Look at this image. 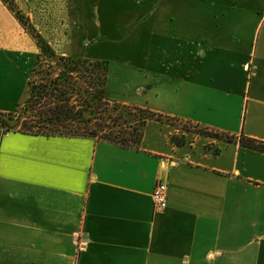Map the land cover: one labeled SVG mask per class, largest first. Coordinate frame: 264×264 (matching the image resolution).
Returning a JSON list of instances; mask_svg holds the SVG:
<instances>
[{
    "label": "crops",
    "instance_id": "0c3cea01",
    "mask_svg": "<svg viewBox=\"0 0 264 264\" xmlns=\"http://www.w3.org/2000/svg\"><path fill=\"white\" fill-rule=\"evenodd\" d=\"M56 2L52 49L108 62L107 96L161 118L131 148L0 132V264H264V153L240 144L264 142V0ZM27 39L0 0V113L27 96Z\"/></svg>",
    "mask_w": 264,
    "mask_h": 264
},
{
    "label": "rangeland",
    "instance_id": "374dc122",
    "mask_svg": "<svg viewBox=\"0 0 264 264\" xmlns=\"http://www.w3.org/2000/svg\"><path fill=\"white\" fill-rule=\"evenodd\" d=\"M4 4L8 7V9L14 14L16 17V14L13 10L21 12V14L28 20V25H23L20 20L18 22L20 23V31L24 32V35L28 37L27 40H23L24 42H33L34 44V51H35V65L33 73L30 75V79L27 85L28 93L26 98L24 99L22 105L19 107V111L21 114V120H25L28 118L29 120L32 119L34 113V109H30L27 106H25L26 101L31 95V86H39V85H51L53 81H55L57 84L56 87H62L64 88L65 81L62 77L64 66L62 63L56 58L51 59L49 57H46L42 54L40 49V43L38 41V37H34L32 35L31 29H33L34 34H37L38 36L42 37L46 43L48 41L46 38H44L43 34L41 33L43 29V25H47L45 23L46 17L49 13L51 15H56L58 11H55V6L58 5V2L52 0L49 2L48 0H2ZM13 10H12V9ZM29 13H33L32 18ZM35 21V22H33ZM56 22V20H55ZM27 23V22H26ZM25 23V24H26ZM30 25V26H29ZM44 31V29H43ZM27 33V34H26ZM58 57H61L60 53H56ZM76 57V56H73ZM40 58V59H39ZM85 58V57H82ZM95 61V60H93ZM93 77V87L91 88V85H88L83 82L84 79H82V74H72L71 75V86L69 89V106L68 109H71V120L68 121V127L69 129H66L65 132L69 134H92L94 133L97 135V137L105 138L109 136L111 133H115V135H119L122 139L128 141V139H134L131 136L135 133V131H141L143 130V122L145 120L146 114L143 112H138L136 108H125L122 104L115 102L112 100L111 104L109 105V108L106 105H102L101 109L99 111H102L100 113L92 114L91 110L85 111V102H84V90L89 91V93H94L96 89H98V79ZM61 82V83H59ZM54 86V85H53ZM48 99H45L43 103H37L35 102L34 105H37V108L40 106H43L44 104H47ZM41 104V105H40ZM53 107L56 106V104L52 105ZM33 107V106H32ZM40 113V112H39ZM81 113H84L85 118L91 117L92 123L90 125H86L82 119H81ZM9 114L10 113H0V132H7L12 131L13 128H10L8 124L13 125L18 118V115L13 117V120L9 121ZM12 114H16V111L12 112ZM97 119V120H96ZM1 121H5V123H1ZM173 122V121H169ZM183 124V123H182ZM178 125V126H184V125ZM132 146L136 147L137 143H132Z\"/></svg>",
    "mask_w": 264,
    "mask_h": 264
},
{
    "label": "trees",
    "instance_id": "16d2710c",
    "mask_svg": "<svg viewBox=\"0 0 264 264\" xmlns=\"http://www.w3.org/2000/svg\"><path fill=\"white\" fill-rule=\"evenodd\" d=\"M12 9V8H11ZM13 10V9H12ZM16 14V17L23 25H28V20L21 14V12L13 10ZM27 22V23H26ZM26 23V24H25ZM30 26V25H29ZM32 35L38 37V41L40 43V49L43 55L49 57L51 59H58L62 65L64 66V71L62 77L64 78L66 84L62 87H56L58 83L55 81L52 82L51 85H39L37 87L31 86V95L25 103L30 109H34V113L32 119L26 118L25 120H21L20 111L17 110L16 114H9V121L13 120V117L18 115L17 121L10 126L13 128L12 131H19L26 134L32 135H42V136H89L93 138H98L99 140L108 141L111 143H115L121 145L126 148L134 147L132 143H137V146L140 144L142 139L143 130L141 133L139 131H135V133L131 136L134 139H128V141L119 137L120 134L115 135V133H111L109 136L105 138L97 137L94 133L92 134H69L65 132L68 127V121L71 120V109H68L69 102V89L71 86V75L78 73L82 74V79L84 83L91 85V88H94L93 85V77L98 79V89L93 91L94 93H89V91L84 90V102H85V111L91 110L92 114L100 113L102 105H106L109 108L112 100L107 96L106 92V84L109 73V63L106 61H93L88 58L82 57H73V56H61L58 57L56 52L52 49V47L42 39V37L34 34L33 29H31ZM40 59V58H39ZM61 83V82H59ZM54 85V86H53ZM45 99H48L47 104L40 106V109L37 105H34L35 102L43 103ZM116 102V101H115ZM56 104L55 107L52 105ZM41 105V104H40ZM33 106V107H32ZM125 108H129L131 106H125ZM136 108V107H131ZM138 109V112H143L146 114L145 120L143 122V127L145 124L153 119H160L161 116L148 110V109ZM40 112V113H39ZM81 119L86 125H90L92 123V118H85L84 113H81ZM97 120V119H96ZM1 123H5V121H1ZM183 128L185 130H190V127L184 125ZM143 129V128H142ZM10 131V130H9ZM201 134L208 135L215 138H221L222 136L217 133H211L208 131L201 130L199 131ZM228 137V136H226ZM240 144L242 147L252 149L261 153H264V142L258 141L255 139L247 138L242 136L240 138Z\"/></svg>",
    "mask_w": 264,
    "mask_h": 264
},
{
    "label": "built area",
    "instance_id": "2783aa9c",
    "mask_svg": "<svg viewBox=\"0 0 264 264\" xmlns=\"http://www.w3.org/2000/svg\"><path fill=\"white\" fill-rule=\"evenodd\" d=\"M152 199L156 212H163L168 206V186L166 183H157L153 193Z\"/></svg>",
    "mask_w": 264,
    "mask_h": 264
}]
</instances>
